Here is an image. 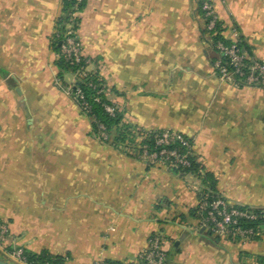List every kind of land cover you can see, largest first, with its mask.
<instances>
[{"label":"crops","instance_id":"obj_1","mask_svg":"<svg viewBox=\"0 0 264 264\" xmlns=\"http://www.w3.org/2000/svg\"><path fill=\"white\" fill-rule=\"evenodd\" d=\"M213 1L225 31L236 28L248 56L264 60V0ZM62 16V0H0V224L9 245L65 264H134L157 234L166 264H257L264 232L246 244L209 235L195 212L202 180L133 155L142 131L183 133L217 196L264 210V90L220 79L200 0H86L76 16L83 55L132 144L98 140L56 86Z\"/></svg>","mask_w":264,"mask_h":264},{"label":"built area","instance_id":"obj_2","mask_svg":"<svg viewBox=\"0 0 264 264\" xmlns=\"http://www.w3.org/2000/svg\"><path fill=\"white\" fill-rule=\"evenodd\" d=\"M84 0H76V8ZM200 11L205 25V31L211 45L218 54L214 69L220 79L231 84H240L246 87L264 90V60L251 59L243 47L239 31L230 28L225 31L216 11L213 0H200ZM80 11L71 13L70 24L64 33L61 45V55L71 66L80 65L72 73L73 81L66 83L62 78L56 79V86L72 97L87 115L96 128L95 137L102 142H110L111 135L107 126L93 116L92 103H98L111 117H115L118 108L108 99V89L103 81L97 77V83L87 81L90 74H94L90 66L92 61L83 55L77 30L74 29V20ZM57 36L60 35L56 31ZM222 38L215 40L214 37ZM85 82L94 91L88 97L80 83ZM142 142L133 149V155L150 167H162L174 170L183 178L189 175L188 169L195 158L192 140L183 133L171 130H146L140 133ZM132 153V148L130 149ZM199 194L197 215L200 227L209 235L224 241L246 244L254 241V237L262 235L260 229L243 227L242 221H253L258 215L237 205L229 203L220 196L208 197L200 187L196 188ZM0 253H3L21 264H27L24 251L9 245L8 228L0 224ZM167 252L163 247L162 238L153 234L147 247L138 255L134 264H166ZM97 264H122L109 261H99Z\"/></svg>","mask_w":264,"mask_h":264},{"label":"trees","instance_id":"obj_3","mask_svg":"<svg viewBox=\"0 0 264 264\" xmlns=\"http://www.w3.org/2000/svg\"><path fill=\"white\" fill-rule=\"evenodd\" d=\"M63 1V16L61 20L58 22L57 31H59L60 35H54V39L52 41V46L54 51L58 55L57 60V67L59 69V75L60 78L63 77L64 73H73L77 70V68L80 66L71 67L65 59L61 55V45L64 41V33L66 32L67 26L70 24L71 13L78 11H81L85 5L86 0H84L82 3L78 5V8H76V0H62ZM77 18L74 20V29H77ZM221 35H217L214 37L215 40L221 39ZM244 47V46H243ZM87 81H92L94 83H97V76L95 74H90ZM80 87H82L85 91V93L88 95V97H91L94 95V91L88 87V85L85 82H81ZM92 114L95 116L98 120L102 121L108 129V132L111 135V139L113 138V135H115V142L126 144L127 142L132 144V137H131V131L130 128L127 127L123 123V117L121 113L118 111L115 117L109 116L99 105L98 103H92ZM93 129L95 132L97 131L95 126L93 125ZM188 173L191 175H194L202 180V182L205 185V188L203 189V193L207 195L208 197H215L217 196L214 192L215 189V181L209 174H205L203 172L202 167L197 162L196 158L192 160V165L188 169ZM248 209V208H245ZM249 211L255 213L258 215V218L253 221H242L241 225L243 227H253L255 229H260V231L264 232V210H253L248 209ZM196 216L197 215V210ZM199 218V217H198ZM260 236L254 237V239H259ZM220 240V239H219ZM24 256L26 257L27 264H65V258L61 256H53L47 251H42L40 253H33L27 250H24ZM257 264H264V257H257L256 259Z\"/></svg>","mask_w":264,"mask_h":264},{"label":"rangeland","instance_id":"obj_4","mask_svg":"<svg viewBox=\"0 0 264 264\" xmlns=\"http://www.w3.org/2000/svg\"><path fill=\"white\" fill-rule=\"evenodd\" d=\"M64 75H65V78L66 79H68V77H71V78H73V75L72 74H70V73H64ZM72 82V81H71ZM70 82V83H71ZM0 259H2V260H5V261H7V262H9V263H11V264H21L20 262H18L17 260H15V259H13L12 257H9V256H7V255H5V254H3V253H0Z\"/></svg>","mask_w":264,"mask_h":264},{"label":"water","instance_id":"obj_5","mask_svg":"<svg viewBox=\"0 0 264 264\" xmlns=\"http://www.w3.org/2000/svg\"><path fill=\"white\" fill-rule=\"evenodd\" d=\"M0 264H11V263H9V262H7L5 260L0 259Z\"/></svg>","mask_w":264,"mask_h":264}]
</instances>
